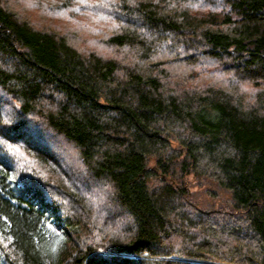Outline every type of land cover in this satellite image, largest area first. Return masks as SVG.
Here are the masks:
<instances>
[{"label":"trees","instance_id":"1","mask_svg":"<svg viewBox=\"0 0 264 264\" xmlns=\"http://www.w3.org/2000/svg\"><path fill=\"white\" fill-rule=\"evenodd\" d=\"M0 264H264V0H0Z\"/></svg>","mask_w":264,"mask_h":264},{"label":"rangeland","instance_id":"2","mask_svg":"<svg viewBox=\"0 0 264 264\" xmlns=\"http://www.w3.org/2000/svg\"><path fill=\"white\" fill-rule=\"evenodd\" d=\"M27 14H28L30 17H32V18H36V19H37V15H36V14L33 15V12H27Z\"/></svg>","mask_w":264,"mask_h":264}]
</instances>
